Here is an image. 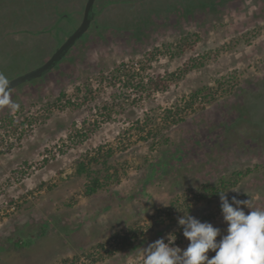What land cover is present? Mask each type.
Listing matches in <instances>:
<instances>
[{
    "label": "rangeland",
    "instance_id": "374dc122",
    "mask_svg": "<svg viewBox=\"0 0 264 264\" xmlns=\"http://www.w3.org/2000/svg\"><path fill=\"white\" fill-rule=\"evenodd\" d=\"M94 2L72 48L46 74L9 88L18 108L0 107V264H142L157 239L188 246L177 223L187 214L222 236L219 194L197 201V191L246 169L223 192L264 209V0ZM85 3L0 0V73L11 80L44 63ZM121 62L169 86L139 98L133 86L98 83ZM201 87L210 102L196 101L155 138L129 130ZM111 101L109 119L95 111ZM83 119L79 141L69 133ZM99 146L112 147L107 162L118 173L85 195L75 163ZM126 232L136 235L127 246L113 240ZM99 243L106 250L93 249Z\"/></svg>",
    "mask_w": 264,
    "mask_h": 264
},
{
    "label": "clouds",
    "instance_id": "9594fccd",
    "mask_svg": "<svg viewBox=\"0 0 264 264\" xmlns=\"http://www.w3.org/2000/svg\"><path fill=\"white\" fill-rule=\"evenodd\" d=\"M9 85V79L0 73V107L16 109L19 105L12 101ZM226 192L219 193L226 234L221 236V230L211 223L184 215L177 223L188 246H172L175 238L168 243L157 239L143 248L142 264H264V209L252 210L250 200L241 201L235 196L230 203ZM241 205L250 209L248 214ZM209 251L215 252L212 258L207 255Z\"/></svg>",
    "mask_w": 264,
    "mask_h": 264
},
{
    "label": "trees",
    "instance_id": "16d2710c",
    "mask_svg": "<svg viewBox=\"0 0 264 264\" xmlns=\"http://www.w3.org/2000/svg\"><path fill=\"white\" fill-rule=\"evenodd\" d=\"M53 0H43V3L48 4L49 2ZM58 1V0H57ZM96 1V0H95ZM56 2V0H54ZM225 3V1H223ZM56 6V5H55ZM225 5L222 4V7ZM95 2H94V12H95ZM57 8V7H56ZM55 8V9H56ZM58 15V14H57ZM61 15H58V20H61ZM56 21V23L58 22ZM54 26V25H52ZM75 28V27H74ZM73 28V29H74ZM59 29V28H58ZM73 29L66 34L63 38V40L73 31ZM61 40L58 44V46L62 43ZM137 70H141L140 67H136L134 64H129L125 62H121L118 65L114 66L112 70H110L108 75H101L98 83H102L105 81V79H108L109 84L116 86L118 83L122 84V86L125 87L127 90L130 86H133L136 88V93L139 98H144L150 94L152 91H164L169 86L168 83L170 79H168L164 75H156V76H139L136 78ZM154 78V79H153ZM168 82V83H167ZM79 88V87H76ZM201 87L198 89H195L189 93L188 96L182 97L180 100V103H175L174 105H171L168 108L162 109V112L159 113L158 118L149 117L146 115L144 120L138 121L136 120L134 123L129 126V130H134L138 134H144L141 135L140 138L142 140H148L149 138H155L160 132L163 126H165V129L169 128L170 126H173L181 121H183L184 117H182V113H184L186 110L191 108L192 105L196 101H204V102H210V99H207L210 95L208 93H204L203 90L209 89L208 87ZM146 94V95H145ZM60 96L57 97V99H60L61 97H64L65 93L61 92L59 94ZM213 96V95H212ZM69 104H73V102L67 101ZM113 107V102H104L100 106H95V111L99 113L101 116L105 118H110L111 110ZM157 116V115H156ZM155 119V120H154ZM156 122V123H154ZM76 124L72 125V129L70 130L69 136L79 135L81 138L79 141L82 140V137L85 136L87 133L82 132V127H85V120L83 119L81 123V127H76ZM97 123H91L89 124V131H92L94 128H96ZM167 127V128H166ZM129 130L127 132H129ZM74 138V137H73ZM164 140H167L166 138ZM102 146H99L95 149L93 153L87 152L81 155V158L78 159L75 163V172L77 174H82L86 177L87 181L84 183V194L85 195H92L96 193L102 186L106 184V182L113 177H115L118 173V169L114 168L111 164H108V158L112 155L113 149L112 147L107 148L104 151H100ZM154 167V166H153ZM155 168V167H154ZM153 168V169H154ZM249 173V170L246 169L245 171H237L234 172L232 177H230L228 180L226 179H220L218 185L211 186V185H202L198 193V200L204 199L209 196L217 195L223 191L226 190V188L232 186L234 182L238 180L239 177L244 176L245 174ZM235 176V177H234ZM106 180V181H105ZM184 199L187 197L184 194ZM171 208V207H170ZM136 239V235H134V232L130 233H124L119 234L115 233L113 235V240L120 244V246H127L130 244L132 240ZM94 248L106 250L104 247V244H96ZM95 250L94 252H98V250ZM93 251L89 252L88 254H92ZM67 261V259H64V263Z\"/></svg>",
    "mask_w": 264,
    "mask_h": 264
},
{
    "label": "water",
    "instance_id": "95a60500",
    "mask_svg": "<svg viewBox=\"0 0 264 264\" xmlns=\"http://www.w3.org/2000/svg\"><path fill=\"white\" fill-rule=\"evenodd\" d=\"M95 0H86L84 5L83 14L78 26L64 39V41L55 49L52 55L40 66L28 71L27 73L15 77L10 81L9 87L15 86L26 80L38 78L46 74L68 51V49L80 38V36L87 30L93 18V4Z\"/></svg>",
    "mask_w": 264,
    "mask_h": 264
},
{
    "label": "flooded vegetation",
    "instance_id": "af4514ba",
    "mask_svg": "<svg viewBox=\"0 0 264 264\" xmlns=\"http://www.w3.org/2000/svg\"><path fill=\"white\" fill-rule=\"evenodd\" d=\"M93 6H94V4H93ZM93 10H94V8H93ZM93 13H94V11H93ZM93 16H94V15H93ZM91 21H92V20H91ZM90 23H91V22H90ZM89 27H90V24H89L87 30L89 29ZM84 33H85V32H84ZM79 39H80V38H79ZM77 41H78V40H77ZM75 43H76V42H75ZM75 43H74V44H75ZM74 44H73V45H74ZM73 45H72V46H73ZM72 46H71L68 50H70V49L72 48Z\"/></svg>",
    "mask_w": 264,
    "mask_h": 264
}]
</instances>
